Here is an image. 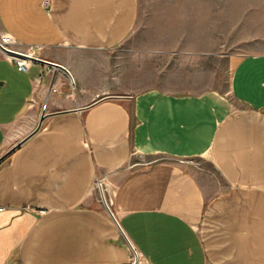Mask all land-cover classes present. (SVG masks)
Here are the masks:
<instances>
[{
  "label": "crops",
  "instance_id": "0c3cea01",
  "mask_svg": "<svg viewBox=\"0 0 264 264\" xmlns=\"http://www.w3.org/2000/svg\"><path fill=\"white\" fill-rule=\"evenodd\" d=\"M46 1L0 0L67 70L0 50V264H264V0Z\"/></svg>",
  "mask_w": 264,
  "mask_h": 264
},
{
  "label": "rangeland",
  "instance_id": "374dc122",
  "mask_svg": "<svg viewBox=\"0 0 264 264\" xmlns=\"http://www.w3.org/2000/svg\"><path fill=\"white\" fill-rule=\"evenodd\" d=\"M149 4V0H141V18H142V13L143 11L146 12V5ZM142 32V28L140 24H137L136 27L134 28L133 32L131 33V36L126 40L125 44L133 43L137 40L138 38V43L147 46L151 45H161V46H168V47H179V46H185V45H192L198 47L201 42H173V41H165V42H151V41H142L140 40V35ZM0 42L4 43L5 46L19 51L23 52L26 54H32V56L35 57H43V53L39 49H33L27 46H21L15 42H12L5 34L2 33L0 30ZM205 42H202V44ZM225 45L227 47L231 46V42H225ZM1 50V48H0ZM21 58L23 61H28L30 63L36 62L32 58H27L24 56H17ZM99 181V182H97ZM115 186V181L112 180L110 175L106 174H99L97 176V180L95 182V187H94V192L96 196V204L101 208L106 210L107 208H110L111 206V197H112V191ZM101 190L103 192V197L101 194ZM104 198V201H103Z\"/></svg>",
  "mask_w": 264,
  "mask_h": 264
},
{
  "label": "water",
  "instance_id": "95a60500",
  "mask_svg": "<svg viewBox=\"0 0 264 264\" xmlns=\"http://www.w3.org/2000/svg\"><path fill=\"white\" fill-rule=\"evenodd\" d=\"M0 48L6 53L8 54L9 56H24V57H27V58H32L36 61H39V62H44V63H47V64H50V65H53V66H56V67H60L62 69H64L66 72V68L60 64H57V63H52V62H48L46 60H43L39 57H35V56H32L31 54H26V53H23V52H19V51H16V50H13L7 46L4 45V43L0 42ZM70 78L72 79V77L70 76ZM73 81V79H72ZM101 194H102V197H103V192L101 190ZM103 201H104V198H103Z\"/></svg>",
  "mask_w": 264,
  "mask_h": 264
},
{
  "label": "built area",
  "instance_id": "2783aa9c",
  "mask_svg": "<svg viewBox=\"0 0 264 264\" xmlns=\"http://www.w3.org/2000/svg\"><path fill=\"white\" fill-rule=\"evenodd\" d=\"M45 4H48V0L45 2ZM12 59L16 61V63L22 68L23 70H28L29 68V62L28 61H23L21 58L17 56H10Z\"/></svg>",
  "mask_w": 264,
  "mask_h": 264
},
{
  "label": "bare ground",
  "instance_id": "6f19581e",
  "mask_svg": "<svg viewBox=\"0 0 264 264\" xmlns=\"http://www.w3.org/2000/svg\"><path fill=\"white\" fill-rule=\"evenodd\" d=\"M22 60V59H21Z\"/></svg>",
  "mask_w": 264,
  "mask_h": 264
}]
</instances>
